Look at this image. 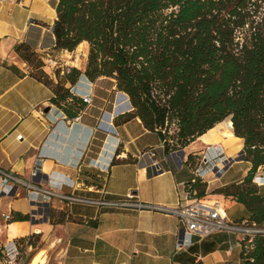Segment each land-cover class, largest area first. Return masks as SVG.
I'll return each mask as SVG.
<instances>
[{
	"label": "crops",
	"instance_id": "crops-1",
	"mask_svg": "<svg viewBox=\"0 0 264 264\" xmlns=\"http://www.w3.org/2000/svg\"><path fill=\"white\" fill-rule=\"evenodd\" d=\"M56 2L0 0V174H13L55 193L43 202L44 209L33 203V186L19 184L0 193V264L6 251L19 252L17 264H31L36 254H41L37 264H241L244 235L238 230L194 237L179 249L176 215L96 203L132 193V201L174 208L197 173L210 175L202 166L189 165V155H199L201 148L213 151L214 145L201 140L207 131L185 146L182 156H167L159 132L146 129L139 117L119 119L132 106L112 77L90 81L80 76L74 84L65 82L73 95L92 96L76 113L55 104L52 87L35 75L42 66H32L15 46H28L39 57L47 54L55 40ZM48 78L57 82L56 76ZM236 139L239 147L231 155L218 143L225 165L223 184L239 181L249 169L242 140ZM145 150H154L155 157H141ZM237 153L242 156L235 162ZM154 160L162 172L153 171ZM239 163L246 166L235 169ZM258 187L263 189L264 183ZM222 201L228 221L235 222L228 214L232 206L247 217L242 204L229 197ZM6 213L8 220L2 216ZM29 236L33 245L19 241Z\"/></svg>",
	"mask_w": 264,
	"mask_h": 264
},
{
	"label": "trees",
	"instance_id": "trees-1",
	"mask_svg": "<svg viewBox=\"0 0 264 264\" xmlns=\"http://www.w3.org/2000/svg\"><path fill=\"white\" fill-rule=\"evenodd\" d=\"M55 11L53 48L87 44L83 72L73 67L56 83L40 69L35 74L67 113L84 102L65 82L107 76L132 106L119 119L139 117L160 133L165 152L189 145L217 123L232 126L249 169L221 191L247 212L235 223L263 230L244 235L241 264H264V190L252 182L264 166V0H57ZM15 50L29 62L38 55L23 44ZM187 162L195 165L193 155ZM199 184L197 177L188 185L190 196L203 195L195 194ZM19 241L33 245L31 236Z\"/></svg>",
	"mask_w": 264,
	"mask_h": 264
},
{
	"label": "built area",
	"instance_id": "built-area-1",
	"mask_svg": "<svg viewBox=\"0 0 264 264\" xmlns=\"http://www.w3.org/2000/svg\"><path fill=\"white\" fill-rule=\"evenodd\" d=\"M44 66L46 67H58L60 68V72H68V67L66 64H58L55 58L51 57L48 53L43 57ZM80 98L84 103H90L92 100L91 94H82ZM169 129L175 130L176 125L173 123L170 125ZM17 139L21 138V134H17ZM162 148H164V144L162 142ZM213 151L215 152V158H221L223 153L219 150L218 146H212ZM184 149V147H177L172 149L168 152L167 156H176L180 153V151ZM155 157L154 150H145L141 153V157ZM151 167L155 173H160L163 171L162 167L160 166L159 162L154 160L151 162ZM36 174V171H34ZM198 178H202V176L197 173ZM9 181L13 183L10 184ZM19 184H24L28 186H33L35 190H33L34 198H40L41 200H33L34 204H39L42 209L44 203L48 201L52 195H55L54 192L42 189L37 185L32 183H27L18 178L17 176L3 172L0 174V185H1V192H7L6 187H18ZM44 200H42V197ZM134 195L132 193L127 194L123 199L117 200H102V201H94L101 205L111 206V207H121V208H134L136 210H154L166 213H172L177 216L178 223H179V238L177 240V248H185L192 243V239L194 237L201 239L204 238L212 233L222 231V230H238L243 233V235L251 234L258 231H263L260 229H256L253 227L246 226L243 223L237 224L235 222L228 221L226 215V207L221 199L213 198V199H204L201 197L190 196L187 190L184 193V198L181 200L178 205L174 208L166 207L163 205L158 204H150L141 202L139 200L132 201ZM46 199V200H45ZM81 201H87L81 199ZM5 220L10 218V214H2ZM19 252H9L6 251L3 261L4 264H17Z\"/></svg>",
	"mask_w": 264,
	"mask_h": 264
},
{
	"label": "rangeland",
	"instance_id": "rangeland-1",
	"mask_svg": "<svg viewBox=\"0 0 264 264\" xmlns=\"http://www.w3.org/2000/svg\"><path fill=\"white\" fill-rule=\"evenodd\" d=\"M85 43L82 45L77 46L73 51H67V50H56L53 47H49L46 49V53H48L51 57L55 58L58 64H66L69 71L71 68H77L81 72L84 71L86 67L87 62V49L85 47ZM39 56V55H37ZM32 56L30 58V64L32 66H37L41 64L42 69H40L38 72H42L44 76H62L63 73H60V68L58 67H46L44 66L42 60L40 57ZM50 73V74H48ZM226 121V120H224ZM229 124L226 122H222L221 125H216L213 127V129L206 135H204L201 140L203 142L208 143L209 145L218 146V143H220L223 146V149L225 150V153L228 155H231L232 150H236L239 147V141L235 137L229 138V141H223L228 138H224L222 136V131L225 129L227 130V126ZM199 155H194V163L197 165V168L200 166L204 167L205 170H207L210 175L203 176L200 179V184L198 185V188L195 190V194L199 192H203L202 196H198L204 199H223L224 195L221 191V189L225 186L223 184V173L225 171V165L220 161V159L215 158V152L212 150H208L207 148H201L199 149ZM241 153H237L234 157L235 162L240 161ZM223 156V155H222ZM221 156V157H222ZM244 157V155H243ZM203 161V162H202ZM246 166L245 163H239L235 165V169L241 167L242 169ZM201 171V170H200ZM252 182L258 186V183H264V166H261L258 168L257 172L254 175V178ZM264 190V188H263ZM229 217L232 218V221H238L242 217H244V214H241L238 207L232 206L228 209ZM39 246L37 240H34V248ZM41 246V244H40ZM32 249L28 259L30 258L31 254L35 251V249Z\"/></svg>",
	"mask_w": 264,
	"mask_h": 264
},
{
	"label": "bare ground",
	"instance_id": "bare-ground-1",
	"mask_svg": "<svg viewBox=\"0 0 264 264\" xmlns=\"http://www.w3.org/2000/svg\"><path fill=\"white\" fill-rule=\"evenodd\" d=\"M221 124L222 123H219L218 125H221ZM226 128H227L226 131H225V129L222 131V135L224 138H231L232 137V133H231L232 126L229 124ZM40 255L36 254V256L32 259L31 264H37L40 260Z\"/></svg>",
	"mask_w": 264,
	"mask_h": 264
},
{
	"label": "water",
	"instance_id": "water-1",
	"mask_svg": "<svg viewBox=\"0 0 264 264\" xmlns=\"http://www.w3.org/2000/svg\"><path fill=\"white\" fill-rule=\"evenodd\" d=\"M83 76H84V75H83ZM182 155H183V153L181 152V153H180V156H182ZM178 157H179V156H178ZM179 161H180V158H179Z\"/></svg>",
	"mask_w": 264,
	"mask_h": 264
}]
</instances>
